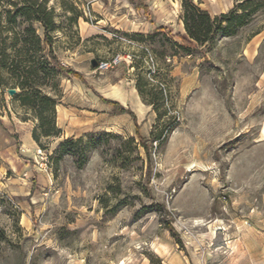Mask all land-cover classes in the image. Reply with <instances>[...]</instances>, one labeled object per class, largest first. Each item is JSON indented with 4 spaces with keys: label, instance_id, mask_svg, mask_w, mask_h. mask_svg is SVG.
<instances>
[{
    "label": "rangeland",
    "instance_id": "obj_1",
    "mask_svg": "<svg viewBox=\"0 0 264 264\" xmlns=\"http://www.w3.org/2000/svg\"><path fill=\"white\" fill-rule=\"evenodd\" d=\"M47 1L83 79L57 75L61 136L41 146L0 94V264H264V0L191 53L181 0ZM241 2L194 0L214 16Z\"/></svg>",
    "mask_w": 264,
    "mask_h": 264
},
{
    "label": "trees",
    "instance_id": "obj_2",
    "mask_svg": "<svg viewBox=\"0 0 264 264\" xmlns=\"http://www.w3.org/2000/svg\"><path fill=\"white\" fill-rule=\"evenodd\" d=\"M253 1L242 0L229 12L214 16L194 0H181V20L185 31V35L180 36L181 49L191 53L194 48L211 43L219 36L236 34L262 7L260 2L255 4ZM54 14L47 0H0V94L9 89L19 91L14 98L37 120L32 136L39 146L41 138L61 136L56 123V108L60 100L57 75L63 73L83 79L75 70L64 66L55 54ZM38 27L42 28V35ZM104 101L118 109L114 111L116 115L129 114L136 121L134 112L119 102ZM139 139L148 153L147 144L140 136ZM82 141V138L65 140L56 151L75 156L74 150L66 151V148L77 146ZM167 229L172 231L170 224Z\"/></svg>",
    "mask_w": 264,
    "mask_h": 264
},
{
    "label": "built area",
    "instance_id": "obj_3",
    "mask_svg": "<svg viewBox=\"0 0 264 264\" xmlns=\"http://www.w3.org/2000/svg\"><path fill=\"white\" fill-rule=\"evenodd\" d=\"M118 63H119L118 58L111 60L110 62H100V63H98L97 69L100 71H107V70L113 68L114 66H116Z\"/></svg>",
    "mask_w": 264,
    "mask_h": 264
},
{
    "label": "water",
    "instance_id": "obj_4",
    "mask_svg": "<svg viewBox=\"0 0 264 264\" xmlns=\"http://www.w3.org/2000/svg\"><path fill=\"white\" fill-rule=\"evenodd\" d=\"M91 65H92V67H93L94 69H96V68L98 67V62L95 61V60H92V61H91ZM17 93H18V90H17V89H9V90H8V94H9L10 96H15Z\"/></svg>",
    "mask_w": 264,
    "mask_h": 264
},
{
    "label": "crops",
    "instance_id": "obj_5",
    "mask_svg": "<svg viewBox=\"0 0 264 264\" xmlns=\"http://www.w3.org/2000/svg\"><path fill=\"white\" fill-rule=\"evenodd\" d=\"M223 12V11H222ZM222 12H219V13H222ZM215 15H217V14H215Z\"/></svg>",
    "mask_w": 264,
    "mask_h": 264
},
{
    "label": "bare ground",
    "instance_id": "obj_6",
    "mask_svg": "<svg viewBox=\"0 0 264 264\" xmlns=\"http://www.w3.org/2000/svg\"><path fill=\"white\" fill-rule=\"evenodd\" d=\"M263 135H264V132H263Z\"/></svg>",
    "mask_w": 264,
    "mask_h": 264
}]
</instances>
